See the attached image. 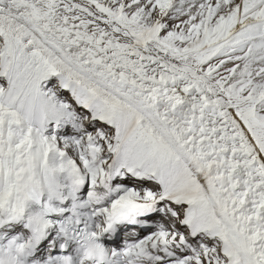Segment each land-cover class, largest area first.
Returning <instances> with one entry per match:
<instances>
[{"label":"snow or ice","instance_id":"6c2138e0","mask_svg":"<svg viewBox=\"0 0 264 264\" xmlns=\"http://www.w3.org/2000/svg\"><path fill=\"white\" fill-rule=\"evenodd\" d=\"M0 264H264V0H0Z\"/></svg>","mask_w":264,"mask_h":264}]
</instances>
